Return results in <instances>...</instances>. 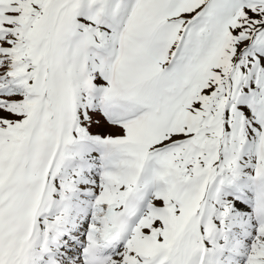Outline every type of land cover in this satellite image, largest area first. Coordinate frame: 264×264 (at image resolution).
<instances>
[{"label": "snow or ice", "instance_id": "1", "mask_svg": "<svg viewBox=\"0 0 264 264\" xmlns=\"http://www.w3.org/2000/svg\"><path fill=\"white\" fill-rule=\"evenodd\" d=\"M0 264H264V0H0Z\"/></svg>", "mask_w": 264, "mask_h": 264}]
</instances>
